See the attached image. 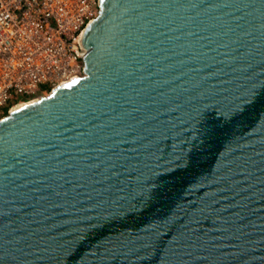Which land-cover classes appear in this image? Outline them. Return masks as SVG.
<instances>
[{
    "label": "water",
    "instance_id": "95a60500",
    "mask_svg": "<svg viewBox=\"0 0 264 264\" xmlns=\"http://www.w3.org/2000/svg\"><path fill=\"white\" fill-rule=\"evenodd\" d=\"M73 50L0 119V264H264V0H100Z\"/></svg>",
    "mask_w": 264,
    "mask_h": 264
},
{
    "label": "built area",
    "instance_id": "2783aa9c",
    "mask_svg": "<svg viewBox=\"0 0 264 264\" xmlns=\"http://www.w3.org/2000/svg\"><path fill=\"white\" fill-rule=\"evenodd\" d=\"M99 4L0 0V118L83 72V58L73 46L97 17Z\"/></svg>",
    "mask_w": 264,
    "mask_h": 264
},
{
    "label": "bare ground",
    "instance_id": "6f19581e",
    "mask_svg": "<svg viewBox=\"0 0 264 264\" xmlns=\"http://www.w3.org/2000/svg\"><path fill=\"white\" fill-rule=\"evenodd\" d=\"M83 73H84V71L82 72L81 75H73V76H71L69 79L64 80L59 86H62V85H64V84H66L67 82H71V81H73L74 79L83 76ZM46 96H48V95H43V96L40 95V96H38V97H36V98H34V99H31V100H28V101H26V102L20 103V104H18V105H16V106H13L12 108H10L9 111L12 112V111H14V110H16V109H18V108H21V107H23V106H25V105H27V104H29V103H33V102H35V101L41 99L42 97H46Z\"/></svg>",
    "mask_w": 264,
    "mask_h": 264
},
{
    "label": "rangeland",
    "instance_id": "374dc122",
    "mask_svg": "<svg viewBox=\"0 0 264 264\" xmlns=\"http://www.w3.org/2000/svg\"><path fill=\"white\" fill-rule=\"evenodd\" d=\"M81 74H82V71H81ZM80 74V75H81ZM52 90H48V91H46L44 94H41L42 96L43 95H49L50 94V92H51ZM28 97H26V98H21V99H27ZM7 112L0 118V119H2V118H4L5 116H7Z\"/></svg>",
    "mask_w": 264,
    "mask_h": 264
}]
</instances>
